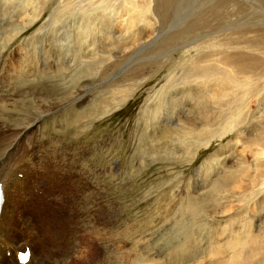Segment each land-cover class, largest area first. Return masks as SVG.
Segmentation results:
<instances>
[{
    "label": "rangeland",
    "instance_id": "rangeland-1",
    "mask_svg": "<svg viewBox=\"0 0 264 264\" xmlns=\"http://www.w3.org/2000/svg\"><path fill=\"white\" fill-rule=\"evenodd\" d=\"M133 1L0 0V136L33 104L86 102L29 135L45 163L75 180L67 209L83 221L79 264H264V156L255 154L264 150V0H158L157 12ZM239 57L262 68L235 88L220 73ZM196 69L220 81L196 79ZM217 84L225 98L205 113ZM221 123L227 135L197 150ZM52 199L62 230L64 203Z\"/></svg>",
    "mask_w": 264,
    "mask_h": 264
},
{
    "label": "bare ground",
    "instance_id": "bare-ground-1",
    "mask_svg": "<svg viewBox=\"0 0 264 264\" xmlns=\"http://www.w3.org/2000/svg\"><path fill=\"white\" fill-rule=\"evenodd\" d=\"M138 1L139 3H142L143 6H145V8L146 6H149L150 8V4L154 3L155 6L152 5V10L153 12L157 10L156 8H157L158 0H153V1L138 0ZM138 1H133L132 4L136 5ZM10 40H8L7 42H9ZM140 40L141 39L138 40L139 46L141 45ZM242 44L244 45V47L251 50L253 53H255L254 51L257 52L259 50V46H256L254 43H250L247 41L240 42V45ZM1 47H3L4 49V45H2ZM258 52L262 53L260 51ZM243 58H246V56ZM224 61H225L224 62L225 68L223 66L222 67L224 69L221 67L222 68L221 70L223 71L220 74L223 76V78H225L227 82H229L230 84H233L235 88L238 85L247 86L245 85L246 81L248 80L246 78V75L250 76L252 74H255V72H260L262 68V65L259 62H257V60H249L250 62H246L244 59H242V57H239L236 60L225 59ZM9 63L15 67V62L11 56H10ZM14 67L10 68L8 71H12L13 69H15ZM218 74H214V73L211 74V73L205 72L204 74L201 75V73L198 72L196 69L193 71L192 77H195L196 79L198 78L203 79V80H206V79L212 80V77H215L216 79L213 81H218L219 80L218 79L219 77L217 76ZM252 77H255V76L252 75ZM229 83L228 85L230 86ZM220 84H217V87H216L217 89H214L215 91L210 90L209 94H207L209 102H203V110L205 111V113L208 112L210 108L217 105V103H219V101H221V99L226 95L224 94V91L222 90L225 87L224 88L220 87ZM236 84L237 86H235ZM236 90L238 89H235L234 91ZM23 103L24 102H22V104ZM85 103L86 102H40V103L33 104L34 109L32 108L33 110L30 112V114H26V116H23L21 121L18 124H16V126H14L12 130H9V132H7L9 133L8 135L6 134V136H2V137L0 136V184H1L2 198H3V202L1 206V213H0V242H1L0 243V264H11L12 262H14L16 251L20 250V248L13 247L12 245L14 244L15 245L20 244L21 246L28 245L31 247V257L27 264H51V261H53L54 264H70V263L79 264V262L83 261L82 259H85L86 255H85V251H83L85 248L84 242H83L84 235L80 233L81 223L83 221H80V217H78L74 213L75 211L72 212L67 209L69 203L71 202V199H74L70 196L71 191H68V190H69V187L72 186V183L75 184L74 182L75 180H72L73 178L69 177L70 175L67 176L66 172L65 174H61L57 172L56 170H54L53 168H51L49 164L45 163L48 158H46L45 155L43 154H46V151L42 153L39 152V149L40 147H42L43 142L38 144L39 149L38 147L35 149L34 147L30 145L33 142L29 139V135H31V133H33L34 131H38L42 123L47 118V116L50 117L49 114H51L52 112H53L52 114H54V111H56L57 109L61 107L64 108V106H68L72 108L73 110H78ZM110 106L111 104H108L107 106L105 104V108L107 109ZM202 123L204 125H207L208 126L207 128H209V125H210L208 124L209 118H206L204 121L202 120ZM196 125H192L188 123V126H186L187 128H184V129L188 132H192L193 130L197 129ZM224 128L225 126L222 123H221V126H219V128H215V129L210 128L207 135L203 136L202 139L200 140V144L196 146L197 150L207 147L210 144V142L216 138H222L227 133V129L226 128L224 129ZM223 130H225L226 132H224ZM258 141L261 142L260 139H257V140H254L253 144H258L259 143ZM258 149L259 150H257L255 153L256 156H260V155L264 156V150L260 148ZM195 155L196 153L192 155L191 160L194 159ZM256 159L261 160L263 158L257 157ZM238 163L241 164L242 167H249L248 166L249 164L246 165L247 162L242 155H239ZM18 174H21L22 177L19 178L17 176ZM246 176L247 175L245 173L240 172V176L238 177H241V179H238V183L241 184L242 181L243 182L246 181L245 179ZM33 179H36L41 183L42 189L36 183L32 184ZM30 184H32V186H30ZM231 186L233 187V185ZM73 187L75 188L76 185H74ZM79 188L80 186L77 187V189ZM239 189H241V186L239 187ZM231 190H233V188ZM78 191H81V190H78ZM45 197H52L53 202H57L58 200L59 206H61L60 205L61 202L64 203V207H59L62 209V211H59L62 213L61 216H59L61 218H57L58 222L63 225L62 230L57 229L56 231L53 228L55 227V225H53L55 216H53V214L50 213L51 209L48 208L47 206L48 203H46ZM36 198H39V199H36ZM37 200H39V202L41 203V207H43V209L38 208ZM55 209H56V206H55ZM55 209L53 210L55 211ZM28 210H32L36 218L28 216V214L26 213V211ZM57 213H56V216L59 214ZM41 215L46 216V218L43 219L44 221L39 218L41 217ZM18 219L23 220L25 222L24 226H20V224L18 223L19 221ZM91 220H94V215L88 221H91ZM49 221L51 223V226H50V230L48 231L47 225ZM91 223H92V228H91L92 233L91 232L90 233L95 238L94 240L101 239L100 228L98 230V226H100V224H98L97 226L96 222L92 221ZM87 225L89 226V224ZM24 232L33 233V235H31L33 239L24 237ZM68 240L71 243L69 246H67ZM98 242L100 244V241ZM2 245L4 246V249H2ZM51 247L58 250L57 256L51 255L49 251ZM6 248L8 249L11 248L10 249L11 255L9 257L5 255V250H7ZM105 248L107 247H104V249ZM72 257L76 258L75 262L71 260L69 261V259Z\"/></svg>",
    "mask_w": 264,
    "mask_h": 264
}]
</instances>
